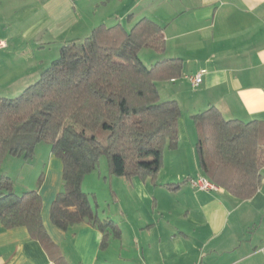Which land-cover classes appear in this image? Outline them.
Wrapping results in <instances>:
<instances>
[{"label":"crops","instance_id":"crops-1","mask_svg":"<svg viewBox=\"0 0 264 264\" xmlns=\"http://www.w3.org/2000/svg\"><path fill=\"white\" fill-rule=\"evenodd\" d=\"M142 19L159 25L166 43L164 52L150 49L146 59V49L139 53L145 66L183 62L180 78L157 83L161 100L181 108L178 146L165 150L156 182L110 173L84 180L88 194L96 195L86 188L92 180L103 186L107 205L101 211L97 201L96 212L121 232L103 250V234L88 223L68 231L53 225L63 163L48 147L39 189L43 226L68 264H264V167L259 190L247 201L221 188L194 190L188 182L206 176L193 116L215 107L226 121L264 123V0H0V41L6 43L0 48V98L23 94L48 69L43 60L12 54L28 34L42 50L59 44L61 51L97 26L121 24L130 31ZM199 73L203 82L194 88L189 78ZM23 186L17 195L32 191ZM0 264L55 262L26 228L6 230L0 223Z\"/></svg>","mask_w":264,"mask_h":264},{"label":"trees","instance_id":"trees-1","mask_svg":"<svg viewBox=\"0 0 264 264\" xmlns=\"http://www.w3.org/2000/svg\"><path fill=\"white\" fill-rule=\"evenodd\" d=\"M163 34L149 19L130 31L121 24L97 26L84 40L65 44L23 94L0 98V169L5 157L31 160L38 144L50 143L63 163L64 182L51 208L53 225L68 231L88 223L103 234L102 250L121 232L95 212L82 189L85 177L107 156L112 176L156 182L165 150L178 146L181 108L161 100L157 83L180 78L183 62L164 60L147 68L139 55L143 49L164 52ZM221 115L211 107L193 116L201 167L219 188L247 201L261 185L264 123ZM100 131H108L105 143ZM41 199L39 190L15 194L11 179L0 176V223L6 230L26 228L55 264H68L43 226Z\"/></svg>","mask_w":264,"mask_h":264},{"label":"rangeland","instance_id":"rangeland-1","mask_svg":"<svg viewBox=\"0 0 264 264\" xmlns=\"http://www.w3.org/2000/svg\"><path fill=\"white\" fill-rule=\"evenodd\" d=\"M32 36L31 35H27V40L22 43L20 45V43H18L16 47H14L13 49H11V52L13 55H22L23 53H25V55L27 57H35L36 59H40L43 60L44 64L46 65L45 68H49L50 65L52 64V62L56 59H58V57H60V48L61 45L59 44H52L49 45V47H47L46 50H42V47L37 46L34 44V42H32L31 40ZM20 45V47L22 46V48H18ZM148 51H152L150 49H146L143 51V53H141L142 58L146 59L147 57V52ZM39 52V54H38ZM33 84V83H32ZM22 94V93H21ZM20 94L17 95H13L10 98L13 99L15 97H18ZM9 98V97H8ZM9 98V99H10ZM108 131H100L98 134L100 140L105 143L107 141V137H108ZM89 136L91 135V133H87ZM42 144L43 146L39 145ZM38 144V146L36 147L35 150V155L33 157V159L31 160H26L24 158H17V157H12V156H7L5 157V159L3 160V162L1 163V169H0V176H4V177H8L9 179H11L12 183H13V192L16 194L17 192H20V188H23L25 186H32V190H39L41 189L40 187H42L44 180H45V157L47 156V154L49 153V149L48 147H52V145H50V143H40ZM44 145H45V149H47V151H45L44 149ZM52 152V149H51ZM107 156H103L99 159V163H98V168L96 171L92 172V173H100L102 175V179L108 174L110 173V166H109V159H107ZM91 173V174H92ZM90 175V174H89ZM87 175V176H89ZM97 175V174H96ZM87 176L85 177V179L87 178ZM84 179V180H85ZM89 186V187H88ZM86 188H90L91 190H94L95 194H89L90 195V199L92 201V203L94 204V208L96 207V205H98L99 203L101 204L100 206H102L101 211L103 210V206L105 208V206L107 205V199L105 198V193H104V188L103 186H101V184L99 185V183L95 182L94 180H92L91 185H88ZM83 189V187H82ZM84 191V190H83ZM85 192V191H84ZM86 193V192H85ZM88 194V193H86ZM97 201H99V203L97 204ZM112 207H114L113 205H111ZM101 208V207H100ZM96 212V209H95ZM98 215L99 213L96 212ZM101 212L99 217L101 219H105L101 217Z\"/></svg>","mask_w":264,"mask_h":264},{"label":"built area","instance_id":"built-area-1","mask_svg":"<svg viewBox=\"0 0 264 264\" xmlns=\"http://www.w3.org/2000/svg\"><path fill=\"white\" fill-rule=\"evenodd\" d=\"M6 47V43L3 41H0V48ZM190 82L194 88L200 87V85L203 82V74L199 73L193 77H190ZM189 184L194 188V190H200V191H217L219 187L206 176H201L198 178L190 179Z\"/></svg>","mask_w":264,"mask_h":264}]
</instances>
